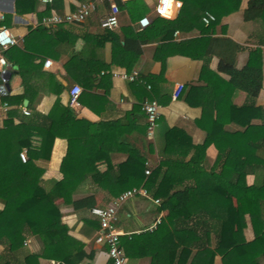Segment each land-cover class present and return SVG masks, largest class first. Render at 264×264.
I'll use <instances>...</instances> for the list:
<instances>
[{
    "label": "crops",
    "instance_id": "crops-1",
    "mask_svg": "<svg viewBox=\"0 0 264 264\" xmlns=\"http://www.w3.org/2000/svg\"><path fill=\"white\" fill-rule=\"evenodd\" d=\"M85 1L52 0L42 4L34 0L24 2L25 5L22 4L20 12H17L15 0H0V16L3 17L0 25L17 40L11 48L21 52L13 51L4 56L9 77L6 80L7 89L0 94V147L10 143L15 153V145L19 141L21 151L29 162L42 170L39 184L48 191L62 179L59 167L66 154V139L76 136L83 140L89 134H96L91 144L75 148L79 171L73 180L69 199L72 203H82L77 206L65 204L58 197L54 204L61 215V222L68 229L67 234L79 241L84 253L89 256L78 264H109L104 247L94 243L97 222L89 214V209L107 206L123 192L119 190L126 180L118 174L116 167L126 161L129 151L143 159L144 169L151 172L160 167L156 184L162 178L168 182L165 198L175 192L187 196L191 191L195 194V203L190 211L203 214V198L208 185L212 183L225 187L236 180L234 170L224 169L226 165L236 168L234 161L226 160L229 150L237 149L231 145V137L241 134L248 124L253 135L264 138V26L258 21L243 20L248 0H239L237 10L229 8L233 1L229 3L221 11L223 14L217 23L207 28L199 23L197 17L208 0H187V8L184 9L181 4L175 17L163 19L169 21L168 30H172L170 40L163 42L147 41L146 36H133V32H137V20L132 22L124 9L132 0L118 3V26L111 30L98 27V20L106 11L105 4L98 6L94 14L78 25L46 28L40 24L41 19L51 13L72 12ZM141 1L147 8L142 17H146L150 24L156 19L152 14V2ZM182 41L199 42L183 50L168 46V42ZM116 44L137 56L129 72L112 62ZM253 50L260 51L261 82L257 95L250 98L232 86L228 71L230 68L239 71L244 67ZM22 53L27 58L23 59ZM73 58L77 59V64L66 70ZM45 60L50 62L48 68L43 67ZM228 62L232 65H225L222 69L221 65ZM16 63L27 70L23 79L18 75ZM38 64H41L40 67ZM132 71L137 72L142 82H128L111 76L112 72L128 74ZM89 73H92L90 81L85 83L88 89L83 90L81 80L77 79L85 78ZM177 83L182 84L183 89L178 98L171 99L172 88ZM72 86L81 90L77 107L68 103V92ZM3 96L6 99H2ZM144 99L153 100L159 106L158 123L151 137L146 135L141 110ZM6 121L9 122L7 129L4 128ZM99 124L102 128L98 127ZM17 127H21L19 136ZM170 129L186 136L191 146L182 143L165 145L164 134ZM208 133L214 137L215 144L212 142L203 151H196L193 146L202 145ZM42 136L52 139L48 158L45 152L39 154ZM261 148L264 149V146ZM238 149L241 152L247 150L242 145ZM95 154L101 157L91 164L89 160ZM109 167L113 168L111 173H108ZM94 171L97 175L93 174ZM105 174L108 175L102 178ZM262 176L260 172L247 171L244 183L246 186L259 183ZM154 190L155 187L151 192ZM213 194L220 196L218 190ZM218 203L217 198L213 208L215 212ZM158 205L141 198L122 204L116 214V229L121 233L120 237L129 239L132 234L153 233L155 230L146 232L144 229L156 217L162 219L167 214L166 210H158ZM2 207L0 202V210ZM243 219V241L250 243L254 234L248 216L244 215ZM20 239H23L21 248L8 252L9 245ZM143 240L128 241L135 246L127 264H151V242H155L151 240L145 246ZM208 242L215 246L213 234L209 240L200 235L189 249L199 251ZM39 250L36 238L17 234L7 227L0 228V264H22L26 255L37 254ZM242 256L238 255L237 259ZM256 261L264 264V254L259 255ZM47 262L37 260V264ZM213 264H221L218 255L214 256Z\"/></svg>",
    "mask_w": 264,
    "mask_h": 264
},
{
    "label": "trees",
    "instance_id": "trees-1",
    "mask_svg": "<svg viewBox=\"0 0 264 264\" xmlns=\"http://www.w3.org/2000/svg\"><path fill=\"white\" fill-rule=\"evenodd\" d=\"M32 1L34 0H15L16 11L20 12L19 8L22 4L25 5V3ZM180 1L182 7L184 9L187 8V0ZM232 1L234 4L229 8L237 10L239 0H208L205 8L201 10L197 17L199 23H201L200 18L204 15V12H208L214 17V21L204 26L206 28L213 26L222 16L223 13L221 11ZM118 7H120L119 4ZM124 9L132 22L140 19L147 12V8L141 0L130 1L124 6ZM242 17L244 21H258L264 26V0H248ZM168 23V20L156 18L148 27L136 33L133 32V36H146L147 41L149 39L159 42L170 40L172 30H168ZM111 38H114V36ZM198 42H168V46L169 48L183 50V48L198 44ZM116 45L117 48L113 51L112 62H116L126 72H129L134 67L137 56L125 51L118 44ZM10 49V51H4L3 57H7L13 51L21 53L16 48ZM259 52V50L250 52L245 66L239 71L231 68L228 71L231 76L232 86L245 92L250 98L255 97L260 89ZM21 56H23V59L27 58L23 53ZM75 64H77V59L73 58L66 66V70ZM16 65L18 75L23 79L27 70L22 69L19 63H16ZM40 65L38 64V67ZM225 65H232V63L222 64V69ZM91 75L92 73H89L85 78L81 79L79 77L77 79L81 80L83 90L88 89L85 83L90 81L89 77ZM181 91L177 98L180 96ZM2 99H6L5 96ZM8 124L9 122H4L5 129H7ZM101 125L99 124L98 127L102 128ZM250 127L247 124L241 134L231 137V145L233 144V147L237 149L229 150L226 160L234 161L236 168L226 165L224 169L227 170L228 168L230 171H235V182L229 183V186L225 187L212 183L207 184L208 189H206V194L203 198L204 208L201 211L203 214L190 211L191 206L195 203V194L191 191L187 196L175 192L165 198L169 188L168 182L162 178L156 184L160 167L155 168L148 176H145L143 159L134 152L129 151L126 161L116 167L118 174L122 175V178L124 177L126 180V183L121 186L119 191L124 192L131 187L141 185L152 199L159 201L158 210H166L167 214L160 220L153 233L132 234L128 237L129 239L125 236L119 238L126 260L132 257L131 252L135 246L128 241L137 242L141 238V240L144 239L142 244L144 243L145 246H148L146 242H151V240L155 242V244L151 242L150 253L153 254L151 264H213V258L216 255L220 257L221 264H258L256 261L257 257L264 254L262 244L264 243V149L261 148L264 146V138L260 135H253ZM16 132L19 136L21 127H17ZM6 135H8V132ZM23 136L24 138L26 137V135ZM95 136L96 134H89L83 140H79L76 136L66 139V154L62 158L59 167L62 179L54 183L48 191L42 189L39 184L42 170L35 168L28 159L23 164L20 162L18 154L22 146L19 141L16 142L15 153L9 146L10 143H5L2 148L0 147V202L3 205L0 210V228L7 227L13 229L17 234L32 236L40 244L39 252L26 255L22 264H37L38 259L53 261L58 264H78L84 258L89 257L84 253L83 245L67 234L68 229L60 220L61 215L54 204V200L59 197L65 204L72 203L69 195L74 186L73 180L79 171V167L76 164L78 157L75 153V148L77 145L85 147L91 144ZM164 136L165 145L168 143H182L188 147L191 146L189 139L176 130L170 129L165 132ZM214 141V137L208 133L202 145L193 146V148L196 151H203L210 143L213 142L215 144ZM51 144L52 139L47 140L42 136L39 154L45 152L48 158ZM241 145L247 148L245 152H241L242 150L238 149ZM99 157H101L100 154H95L89 162L92 164ZM248 160H251L252 163L249 164ZM112 171L113 168L109 167L108 173ZM247 171L252 173L260 172L263 175L262 179L259 183L246 186L244 176ZM93 174L95 175L96 172L94 171ZM107 175H103L102 178ZM120 184L118 183V185ZM154 187L155 190L151 192ZM211 190L213 192L218 190L220 193V196L216 195L219 201L216 212L213 208L217 198ZM80 203L82 202H73L72 205L77 206ZM244 215L248 216L254 234V238L250 243H244L242 237V229L245 227ZM95 220L98 229V221L96 218ZM212 234L215 238V246L208 242L205 248L196 252L190 251L191 243L200 235H205L209 240ZM22 244L23 239L13 242L9 245L7 251L15 252L21 248ZM240 254L243 256L237 259Z\"/></svg>",
    "mask_w": 264,
    "mask_h": 264
},
{
    "label": "built area",
    "instance_id": "built-area-1",
    "mask_svg": "<svg viewBox=\"0 0 264 264\" xmlns=\"http://www.w3.org/2000/svg\"><path fill=\"white\" fill-rule=\"evenodd\" d=\"M42 4H48L52 0H38ZM129 0H86L83 3H80L76 6L75 10L72 12H65L62 14L51 13L49 16L41 19L40 24L45 26L46 28H52L55 26L62 25H78L83 23L89 16L94 14L98 8V6L105 4L106 11L105 14L98 20V27L103 30H111L118 26V15L119 8L118 3L122 4ZM152 2V14L156 18L160 19H170L171 17H175L177 13L181 9L180 6L177 7L175 0L173 2L172 8L169 10V15L165 16L163 14L164 3L163 0H151ZM3 17L0 16V23L2 22ZM147 21V23H145ZM200 21L203 25H208L209 23L214 21V17L211 14L204 13V15L200 18ZM149 25V20L146 17H141L136 21V31H140L143 28ZM0 33H7L8 43H0V74L7 69L8 64L6 59L3 57V52L7 49L15 46L17 44V40L9 34V32L0 25ZM174 34H177L174 32ZM50 62L45 60L43 62V67L48 68ZM111 76L117 77L119 79L128 81V82H142L138 79V75L136 71H132L130 73L123 72H112ZM183 85L177 83L173 86L171 92V99H176L179 92L182 90ZM146 89H149L146 86ZM80 88L77 86H72L68 92V103L72 107H77L78 102L77 98L80 94ZM5 106V104L3 105ZM141 110L145 116L146 123V135L151 137L153 134V129L157 124L159 118V106L153 100L144 99L141 104ZM18 158L20 162H26L27 158L24 151L19 152ZM150 171L145 168L144 175H149ZM133 198H141L145 200H150L153 204H158L159 201L157 199H152L148 192L142 187H135L125 190L117 197L112 199L107 206L103 207H91L89 209V214L95 217L98 221V229L96 235L94 237V243L100 246L105 247V257L109 264H127L126 257L123 253V250L119 243V238L121 233L116 229V214L117 210L120 208L122 204H124L127 200ZM160 217H156L153 222H151L144 231L152 232L156 229V227L160 223ZM46 264H58L53 261H48Z\"/></svg>",
    "mask_w": 264,
    "mask_h": 264
},
{
    "label": "clouds",
    "instance_id": "clouds-1",
    "mask_svg": "<svg viewBox=\"0 0 264 264\" xmlns=\"http://www.w3.org/2000/svg\"><path fill=\"white\" fill-rule=\"evenodd\" d=\"M174 0H163L164 3V9H163V14L165 16L169 15V10L172 8ZM176 6L179 7V0H175ZM147 23V21H145ZM7 33H0V43H8L9 41L7 40Z\"/></svg>",
    "mask_w": 264,
    "mask_h": 264
},
{
    "label": "water",
    "instance_id": "water-1",
    "mask_svg": "<svg viewBox=\"0 0 264 264\" xmlns=\"http://www.w3.org/2000/svg\"><path fill=\"white\" fill-rule=\"evenodd\" d=\"M9 77V70L5 69L1 74H0V94H4L5 90L7 89L6 86V80Z\"/></svg>",
    "mask_w": 264,
    "mask_h": 264
}]
</instances>
